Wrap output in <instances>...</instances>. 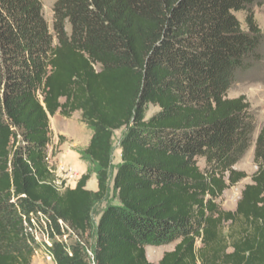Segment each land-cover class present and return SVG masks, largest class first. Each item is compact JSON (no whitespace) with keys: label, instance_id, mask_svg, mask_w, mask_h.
<instances>
[{"label":"trees","instance_id":"obj_1","mask_svg":"<svg viewBox=\"0 0 264 264\" xmlns=\"http://www.w3.org/2000/svg\"><path fill=\"white\" fill-rule=\"evenodd\" d=\"M258 3L56 0L51 32L41 0H0V264H32L26 222L39 211L59 235L57 264H91L89 246L95 264H154L146 247L172 243L158 264H264V126L252 183L234 211L219 201L247 177L235 166L255 119L228 91L262 59ZM150 104L159 111L147 118ZM78 111L96 191L90 173L58 186L49 164L51 117ZM122 128L117 200L95 225Z\"/></svg>","mask_w":264,"mask_h":264},{"label":"rangeland","instance_id":"obj_2","mask_svg":"<svg viewBox=\"0 0 264 264\" xmlns=\"http://www.w3.org/2000/svg\"><path fill=\"white\" fill-rule=\"evenodd\" d=\"M43 14L53 32V7L56 0H41ZM258 4L253 7L255 19L263 33L260 53L262 59L248 71L239 72L231 88L228 91L229 98L245 96L251 106V111L255 119V132L250 149L244 154L235 168L244 171L247 177L230 186L219 199L222 208L225 210H235L242 191L247 184L252 183V176L257 171L258 166L254 159L255 140L260 129L264 126V0H258ZM237 17L244 24L245 12H237ZM245 25V24H244ZM69 29V27H68ZM57 42V40H55ZM159 108L148 105L146 117H151ZM51 128L53 130L52 143L48 148L49 164L57 176V181L62 188H74L81 176L90 173L87 188L96 191L98 189L97 166L87 155L86 150L92 137V129L82 119L81 112H75L70 118L63 117L57 113L51 117ZM125 128L117 130L114 134L113 165L110 170L109 197L107 201L99 203L94 210V222L98 223L101 213L111 203L117 200V192L114 190V178L122 162L121 140L125 134ZM72 234V239L76 236ZM95 239V238H94ZM71 241V240H69ZM92 242L94 240L92 239ZM175 243L164 246H147L146 254L150 262L158 264L164 253L174 249ZM89 246V254L91 251ZM32 264H51L43 256L34 253Z\"/></svg>","mask_w":264,"mask_h":264},{"label":"built area","instance_id":"obj_3","mask_svg":"<svg viewBox=\"0 0 264 264\" xmlns=\"http://www.w3.org/2000/svg\"><path fill=\"white\" fill-rule=\"evenodd\" d=\"M55 183L60 186L57 180ZM26 223L28 224L31 233L34 235L35 240L38 242L35 254L43 256V258L47 259L51 264H57L54 254V238L59 239V235L56 233L50 217L39 211L36 214L32 213L29 221ZM61 224L63 229L72 231L63 221H61ZM90 255L92 258L91 264H95L93 253L91 252Z\"/></svg>","mask_w":264,"mask_h":264}]
</instances>
